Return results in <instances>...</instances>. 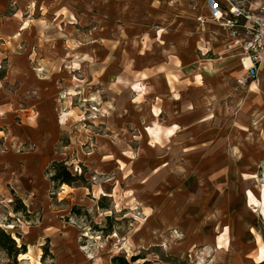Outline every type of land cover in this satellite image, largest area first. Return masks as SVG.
<instances>
[{"label": "rangeland", "instance_id": "1", "mask_svg": "<svg viewBox=\"0 0 264 264\" xmlns=\"http://www.w3.org/2000/svg\"><path fill=\"white\" fill-rule=\"evenodd\" d=\"M70 7L0 0V227L26 250L0 249V264H111L116 254L144 257L133 264H264V88L207 52L216 72L195 68L183 80L172 58L160 61L180 99L161 77V91L143 96L135 72L152 58L119 35L107 43L113 55L89 57L94 16ZM170 99L190 101L188 111L171 116ZM115 101L125 106L116 115ZM171 123L180 135L158 137ZM186 159L198 163L183 170ZM54 160L82 179L54 184Z\"/></svg>", "mask_w": 264, "mask_h": 264}, {"label": "crops", "instance_id": "2", "mask_svg": "<svg viewBox=\"0 0 264 264\" xmlns=\"http://www.w3.org/2000/svg\"><path fill=\"white\" fill-rule=\"evenodd\" d=\"M239 1H241L244 7H254L258 3V0ZM70 5L71 10L76 9L79 6L85 7V15L87 16L86 18H90V20L92 16H94V20L91 23L93 28L89 31V36H96L98 38V42L97 45L94 43L92 45H85V47H87L86 49L90 50V53H88L89 57L100 58L104 55L105 57L113 55L114 50L109 49L107 43L113 40L112 37H118L119 35V37L123 36L124 38H127L128 42H131L133 40L136 42L134 45L135 54L140 53L139 55H141V57L152 58V61L149 62V66H146L144 68L141 67L135 72L141 73V77L145 78L143 79L142 83L140 82V90L143 88L142 84L145 83V91L142 94L143 96L144 94H150L152 90L155 91V93L153 94H158L161 91L162 87L160 88V81H162L163 79L160 80V77L165 79V86L167 87L168 85V90H170L169 94L175 96L173 92L176 89V94L177 96H179L177 85H175V89L172 91L171 85L167 83L169 80L166 81V74L168 71L165 72V70L167 62L164 61V66L163 62H160L165 59H173V68H170L169 70L173 74L179 76L181 80L184 79V75L189 76L191 70L193 71L195 68L196 69L194 70V74H198V76L206 75L210 72H216V69L214 68L215 64L219 63L220 61H217V63H215L214 65L206 68V65H211L210 62L206 61L207 58L204 56V54L207 52H212L220 56L221 59L227 58L229 67L232 69L238 66L237 69L227 71L230 75H237L239 71H241L239 70V68H241L239 67L241 65V48L233 44L234 35H232L228 31V29L220 26V23L214 22L211 19L205 0H70ZM198 17L206 20L204 27H198ZM74 19H76V17H74ZM238 31L240 32L241 30L238 29ZM146 34L151 35L149 36V38H151V47H149V49L146 45H144V47L142 48L141 44V41H145L146 38H148ZM131 47L132 45L130 46V48ZM155 49L157 51H160L161 54L154 55L153 53H150L148 55L149 51ZM91 51L93 52L91 53ZM142 51H144V53ZM147 67H150L151 69ZM154 67H157V69L154 70ZM108 70L109 69L107 68V70L103 72L106 73L108 72ZM246 77L250 80L255 81L257 85H260L262 86V88H264V65H261L259 70L255 72V77H249L247 74ZM119 78L122 79V77H118V79ZM148 97L150 98L151 95ZM115 102V107H117V109H109L108 111L114 112V114L116 115L119 114V107L125 106L123 101ZM154 102L156 103L159 101H151L149 106H152ZM167 102H169L173 106L172 112L174 113V115H171L173 117L175 116L176 112H179L181 113V115H183L185 111H188L185 110V107L189 103L191 104L190 101H175V99H170V101ZM107 105H110V101L109 103H107ZM104 106L102 107V109L107 110L108 108L106 109V107L104 108ZM157 116L158 115H156V117ZM180 118L182 119L183 116H181ZM136 119L137 117L135 118V125L138 124L136 122ZM152 119L154 120V118ZM174 120H176V118H174ZM157 121L165 120L159 117L157 118ZM121 124L122 122L118 123L119 126ZM169 125L172 126H168L166 128L164 127L161 131V135L159 134V136L157 131H154L155 128L147 126V128L150 129V131H148V129L146 131L147 136H161V138L167 137L166 139L169 140L170 138H172V136L175 137V135H180L178 131L176 132L178 128L177 124L171 123ZM156 142V144H158V141ZM155 148L157 147L155 146ZM185 149L186 148H184L183 150ZM230 152H232L231 155L233 154L237 157V151L233 152L231 148ZM231 155L229 154L230 159H232ZM211 160V157L207 160V163H205V169H215L216 165L212 164ZM197 163L198 161L196 159H186L180 164L179 167L184 170L186 167L193 168V166L197 165ZM64 186L71 188L67 185ZM215 213L217 217V215L219 214L217 211ZM176 215L177 213L175 212L172 215L167 216H170L169 218H173L176 217ZM222 235L223 237H220V235L218 236L217 244L215 241V244L217 245V247L215 248L216 250H218L219 248L222 249L224 248L223 245H226V242H221L226 241V236H224V234ZM219 238L222 239L220 240ZM221 243L222 245L219 246ZM259 249L260 247L258 248L256 255H258Z\"/></svg>", "mask_w": 264, "mask_h": 264}, {"label": "built area", "instance_id": "3", "mask_svg": "<svg viewBox=\"0 0 264 264\" xmlns=\"http://www.w3.org/2000/svg\"><path fill=\"white\" fill-rule=\"evenodd\" d=\"M205 2L211 19L234 35L233 44L242 50V68L249 77H255V72L264 65V0H258L254 7H244L239 0ZM197 19L204 27L206 20Z\"/></svg>", "mask_w": 264, "mask_h": 264}, {"label": "trees", "instance_id": "4", "mask_svg": "<svg viewBox=\"0 0 264 264\" xmlns=\"http://www.w3.org/2000/svg\"><path fill=\"white\" fill-rule=\"evenodd\" d=\"M50 180L56 184H67L71 185L72 183L82 179V175L73 174L67 165H65L62 161H52L50 167ZM15 200H20L15 197ZM102 206V205H101ZM76 209V207H73ZM15 210H19L18 207H15ZM21 211H25V206L21 205ZM22 249L16 246L14 238L11 237L10 234L6 233L0 227V249L5 251V253L11 257L16 258L19 253L26 252L25 245H21ZM144 257H140L139 255H131L130 258H127L125 255L116 254L111 257V264H133L138 259ZM138 264H148V261H142Z\"/></svg>", "mask_w": 264, "mask_h": 264}, {"label": "bare ground", "instance_id": "5", "mask_svg": "<svg viewBox=\"0 0 264 264\" xmlns=\"http://www.w3.org/2000/svg\"><path fill=\"white\" fill-rule=\"evenodd\" d=\"M22 256H24V254H22Z\"/></svg>", "mask_w": 264, "mask_h": 264}]
</instances>
